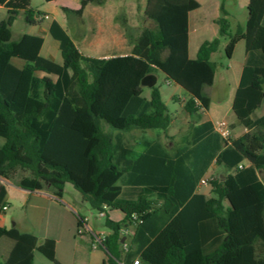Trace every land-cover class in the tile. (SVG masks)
Returning <instances> with one entry per match:
<instances>
[{"label":"trees","instance_id":"16d2710c","mask_svg":"<svg viewBox=\"0 0 264 264\" xmlns=\"http://www.w3.org/2000/svg\"><path fill=\"white\" fill-rule=\"evenodd\" d=\"M104 1L81 0L77 10H62L67 17H82L88 3ZM0 3L22 11L29 25L49 15L32 0ZM198 7V0H147L142 17L150 25L136 37L120 13L117 20L133 45L123 56L82 53L57 20L50 33L60 41L61 63L41 54L39 35L25 33L0 43V136L5 139L0 178L58 198L70 182L92 208L100 211L107 204L120 210L123 220L106 217L110 232L100 245L106 253L101 264H133L138 258L141 264H264V114H257L264 103V0H250L246 25L238 24L234 33L223 2L215 20L219 36L205 40L190 58L189 13ZM222 36L228 37V58L245 41L231 113L247 131L226 140L204 116L189 124L171 149L154 140L136 152L128 136L133 128L166 132L172 122L160 87H148L146 97L143 78L163 71L190 93L188 114L207 111L211 99L205 87L213 85L217 71L211 56ZM213 163L233 174L212 178L215 196L207 197L198 187ZM6 193L1 185L0 215ZM238 194L245 205H239ZM77 224L85 235L84 217L77 215ZM129 226L135 229L124 251L123 229ZM3 236L16 244L0 264H33L35 251L56 262L54 239L40 242L33 233L0 225ZM146 248L159 260L144 257Z\"/></svg>","mask_w":264,"mask_h":264},{"label":"crops","instance_id":"0c3cea01","mask_svg":"<svg viewBox=\"0 0 264 264\" xmlns=\"http://www.w3.org/2000/svg\"><path fill=\"white\" fill-rule=\"evenodd\" d=\"M33 1V0H32ZM47 3H53L54 8L44 5L35 7L41 11L49 14L42 19V22L35 25H29L24 22V14L22 11H17L13 8H8L0 3V22L3 23V28L0 30V43L2 41H9L12 39H17L25 33L39 35L44 38V44L41 49V54L45 57L52 58L55 60L56 52L60 50V41L55 39L50 33V25L53 20H57L69 33V35L74 40L75 44L79 50L89 56L110 58L113 56H123L131 53L133 45L129 42L126 31L124 27L117 20V16L123 10L126 14L129 23H132V17L135 14V8L138 6V2L144 3L147 0H105L103 4H98L95 2H90L86 5L82 17H78L75 14H70V17H74L73 20H70V17H67L62 10V7H68L73 10L80 8L81 0H53L47 1ZM200 7L192 10L189 13V57L196 58L197 52L200 45L208 40L204 37V33L213 32L217 34L219 31V25L215 21L221 14V4L224 2V6L228 12V17L236 21V25L240 24L242 27H245L247 18H248V6L250 0H198ZM211 4L212 13L211 23L212 26L209 28V24L205 19V16L202 12L204 9L205 3ZM33 4V2H32ZM247 12L246 19H239V14L242 12ZM244 18V17H243ZM28 25V26H25ZM260 32H264L260 30ZM241 41H239L235 47L230 61H233L237 47ZM61 52V51H60ZM246 59V50L244 54L243 61L237 64V68L234 73H230L232 65L229 63L227 68V73L222 74V78H228L227 93L226 98L228 99V111L231 113L232 104L234 101L235 93L240 82L242 70L245 64ZM63 61V60H62ZM61 63V62H60ZM217 75V74H216ZM216 75L212 87H215ZM166 83L167 79L165 78ZM226 80V79H225ZM173 82L167 85H172ZM177 85V84H176ZM149 94L144 91L146 97H150ZM162 93V91H161ZM188 93V100L191 97ZM171 94V93H170ZM173 102L177 103L178 98L183 101L184 97L175 95L174 93L170 95ZM177 98V100H176ZM211 99L210 107L207 111H204L203 115H208L209 119L212 120L214 125L220 121L214 119L213 114L218 113L217 110L213 111V100ZM217 100L219 97H217ZM263 105V104H262ZM261 105V106H262ZM176 108V107H175ZM170 110V109H169ZM176 110V109H175ZM174 110V111H175ZM172 114V122H174V115ZM214 112V113H213ZM258 114V113H257ZM264 112L261 114L263 115ZM259 115V114H258ZM223 120V119H221ZM230 126L232 128V134L238 132V136L247 131L239 121L231 115ZM200 123V122H199ZM240 125L238 128L237 126ZM188 127V126H187ZM186 130V129H185ZM183 132V131H182ZM181 132V133H182ZM180 133V134H181ZM4 139V138H3ZM5 144V139L0 140V147ZM144 150V149H143ZM142 150V151H143ZM141 151V152H142ZM216 163H213L205 177H209V174ZM221 177H224L222 174ZM4 185L7 193L5 196V204L8 205V209L15 205L20 207H28L27 214L29 221L34 226L36 231H23L20 229V221L17 219L11 220L7 216V210L3 216H0V225L7 228L16 227L21 232H28L35 234L39 241L42 242L45 239H54L56 242V262L49 260L45 255V261L41 264H90V255H88L86 247L80 242L81 239H86L85 235H82L78 231L74 233L71 231L63 221H60V209L65 210L66 213H69L70 210L67 206L63 204L62 198H58L55 194L48 190H27L23 189L13 182L0 178V186ZM206 188H203V187ZM238 189V187H237ZM200 193L205 194L207 197L215 196L212 193L211 185H202L198 187ZM241 196V195H240ZM238 195L239 205H245V201L242 197ZM83 197V196H82ZM240 197V199H239ZM84 200V199H83ZM85 201V200H84ZM86 202V201H85ZM66 215V214H65ZM109 216L111 219L120 221L124 219V214L120 210L109 209L107 210L106 217ZM87 218V217H86ZM63 220V217H62ZM55 226L54 233H47V228L49 225ZM78 225V224H77ZM54 228V227H53ZM91 230L95 231L92 227H88ZM134 226H129L123 229V234L125 235L124 241L130 245L132 235L134 233ZM97 232V231H95ZM110 232V231H109ZM109 232H107L109 234ZM70 237L69 241L65 240L67 237ZM4 240V242H2ZM123 241V242H124ZM2 243L4 249V255L2 256V261L8 259L10 256L16 241L13 238L8 236H3L0 238V244ZM99 248V247H97ZM123 249V245L121 246ZM124 250V249H123ZM154 252L150 248H146L143 255L148 258L149 252ZM37 251H35L36 254ZM41 253V252H40ZM34 254V258H35ZM149 259V258H148ZM104 260V257L101 258L99 264ZM34 264V263H33ZM98 264V263H97Z\"/></svg>","mask_w":264,"mask_h":264},{"label":"rangeland","instance_id":"374dc122","mask_svg":"<svg viewBox=\"0 0 264 264\" xmlns=\"http://www.w3.org/2000/svg\"><path fill=\"white\" fill-rule=\"evenodd\" d=\"M139 1V0H138ZM32 6L35 8L40 5L46 4V6L54 8L55 5L53 3H47L45 0H33ZM140 4V8L137 6L135 8V14L132 17V23L131 26L134 28L133 36L136 37L142 30L144 26L150 25L148 21H145L142 17L143 10L146 6V1L144 3L138 2ZM205 19L209 24V28L213 27L211 23V16L212 13L211 10V4L205 3L204 9L202 10ZM121 14H125L122 10L120 12ZM221 15V14H220ZM244 17V18H243ZM247 12H242L239 14V19H246ZM229 18V17H228ZM74 17H70V20H73ZM230 21V31L232 33L236 30V21L232 18H229ZM25 22V19H24ZM28 26V25H25ZM204 37H206L208 40H211L217 36H219V31L217 34H213V32H206L204 33ZM228 43V37L222 36L221 37V43L219 46V49L212 54L211 59L213 61L217 62V71H216V85L215 87L212 86H206L205 91L208 94L209 97L213 100V111H218V113L213 114L214 119L216 121L225 119L230 124V119L232 113L229 114L228 109V99L226 98V91H227V85L224 83H228V78L223 79L222 74L227 73V68L229 63L232 65V69L230 73H234L235 69L237 68V64L241 63L244 58L246 45L245 41L241 40V43L237 47V50L235 52L233 61H230V58L227 57L225 53V48ZM62 55L60 50L56 52L55 61L62 62ZM155 75L157 76V85L160 87L162 91V97L164 101L167 103L169 109L173 112L174 115V122L169 126L168 130L165 132L163 130H147L145 132L140 131L139 129L133 128L128 136L131 141L132 147L136 152H141L145 146L147 141H154V140H160L162 141L168 149H171L179 140L180 133L184 131L189 124H196L201 122L204 119V116L209 118L208 115H203L204 111H201L200 114H188L184 106L186 102L188 101V93L187 91L175 83L172 85H167L166 83V75L163 71L157 70L155 72ZM146 93L149 94L148 87L145 88ZM175 94L181 97H184V100L182 101L180 97L176 98L177 103H174L171 94ZM217 97L221 100H217ZM176 107V108H175ZM264 112V103L263 105L257 110V113L261 115ZM214 113V112H213ZM240 125L237 126V128ZM238 137V132H235V134H232L231 139H235ZM0 140H4L3 137L0 136ZM229 175L233 174V171H228L224 169L223 167L219 165H214L210 174L209 178H216L221 175ZM233 181V179H231ZM203 188H206L205 186ZM238 191V189H237ZM236 194V190L233 189V195ZM240 196V194H238ZM62 201L65 206H67L70 210L69 213H66L65 210L60 209V211L64 212L60 214V221H63L65 225H67L68 228L71 229V231H74V233L77 231V215H81L82 217L86 218L84 228L86 227H92L97 232H109L110 230L106 227L105 221L106 216L102 217L99 215V211L92 208V206L83 200L82 193L78 191L70 182L66 183L64 189H63V196ZM242 197V196H240ZM239 197V199H240ZM239 203V200H238ZM224 204L227 207H233L231 205L230 201H225ZM28 207H20L19 205H15L7 210V216L11 220L18 219L20 221V229L23 231H36L34 230V226L29 221L28 214H27ZM66 214V215H65ZM63 217V220H62ZM54 227V228H53ZM55 232V226L49 225L47 228V233H54ZM86 239H81L80 242L86 247L88 255H90V264H99L102 257H106V253L102 248H93L92 247V239L89 233H86L85 235ZM70 237L68 236L65 240H70ZM4 242V240L2 241ZM4 249L2 243L0 244V259L2 260V256L4 255ZM148 258L153 261H158L159 256L155 252H149L147 255ZM44 256L39 251L36 252L35 258H34V264H41L44 262Z\"/></svg>","mask_w":264,"mask_h":264},{"label":"built area","instance_id":"2783aa9c","mask_svg":"<svg viewBox=\"0 0 264 264\" xmlns=\"http://www.w3.org/2000/svg\"><path fill=\"white\" fill-rule=\"evenodd\" d=\"M172 82L173 81L168 80L167 84H170ZM214 126H215V130L218 133H220L223 138H225L226 140H231L232 128L230 126V123L227 120H225V119L220 120ZM242 166H243L242 164L239 165V167H242ZM210 180H211V178L204 176L201 179L200 184L211 185ZM7 209H8V205L4 204L2 207V212H1L0 216H3ZM109 209H110V206H108L107 204H104L103 209L99 211V215L102 217L106 216L107 210H109ZM134 217L136 218V215H134ZM85 220H86V218H84V224H85ZM81 232H85V233L90 234L91 239H92V247L93 248L100 247V245L102 244V242L106 239V237L108 235V233H106V232H95L88 227L84 228V226L81 229ZM123 249H124V251H127L129 249V244L126 243L125 241L123 242ZM133 264H141L140 258L134 260Z\"/></svg>","mask_w":264,"mask_h":264},{"label":"water","instance_id":"95a60500","mask_svg":"<svg viewBox=\"0 0 264 264\" xmlns=\"http://www.w3.org/2000/svg\"><path fill=\"white\" fill-rule=\"evenodd\" d=\"M142 84L146 87H152L157 84V76L155 74H149L142 80ZM124 239H122V242Z\"/></svg>","mask_w":264,"mask_h":264}]
</instances>
